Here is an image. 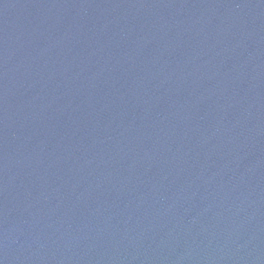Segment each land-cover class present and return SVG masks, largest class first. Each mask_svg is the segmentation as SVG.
I'll use <instances>...</instances> for the list:
<instances>
[{
  "label": "water",
  "instance_id": "obj_1",
  "mask_svg": "<svg viewBox=\"0 0 264 264\" xmlns=\"http://www.w3.org/2000/svg\"><path fill=\"white\" fill-rule=\"evenodd\" d=\"M0 264H264V0H0Z\"/></svg>",
  "mask_w": 264,
  "mask_h": 264
}]
</instances>
